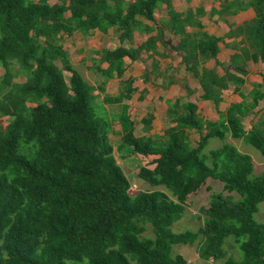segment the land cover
I'll return each instance as SVG.
<instances>
[{"label": "trees", "instance_id": "16d2710c", "mask_svg": "<svg viewBox=\"0 0 264 264\" xmlns=\"http://www.w3.org/2000/svg\"><path fill=\"white\" fill-rule=\"evenodd\" d=\"M52 1L0 0V67L5 70L0 78V264H187L174 253L179 245L196 246L205 262L264 264V224L255 219L264 202V174L256 175L251 156L232 144L206 151L211 139L225 141L230 135L264 156V120L249 132L242 123L264 99V79L218 122L204 121L195 103L178 99L168 103L174 126L163 136H138L124 103L135 91L132 80L124 81L116 96L100 101V93L108 81L124 77L126 59L134 62L142 51L155 50L153 38L137 48L122 43L131 41L136 30L152 32L144 21L153 22L169 0ZM250 8L255 18L238 31L249 45L246 59L264 62V0L239 1L221 11ZM167 10L170 19L163 25L181 37L174 49L199 80L201 97L219 103L231 83L239 92L242 77L228 69L219 76L204 67L207 59H217L219 39L199 24L198 33L186 32L196 25L194 15L176 12L169 2ZM111 28L119 31L121 44L102 50L101 62L108 67L94 66L103 78L95 87L73 67L63 36L88 37ZM231 65L246 73L238 56ZM19 75L25 82L14 81ZM104 105H121V113L111 117ZM116 119L122 126L117 147L109 138ZM152 120L151 115L143 120L148 132ZM192 130L201 133L195 146ZM150 155L159 156L153 169L138 159ZM127 158L139 163L138 179L164 190L132 195L122 167ZM208 179L220 181L228 195L211 194L198 231L174 232L187 200ZM147 225L153 237L143 236ZM230 236L239 243L240 260L227 254Z\"/></svg>", "mask_w": 264, "mask_h": 264}, {"label": "crops", "instance_id": "0c3cea01", "mask_svg": "<svg viewBox=\"0 0 264 264\" xmlns=\"http://www.w3.org/2000/svg\"><path fill=\"white\" fill-rule=\"evenodd\" d=\"M176 1H180L183 5L181 10H178L175 6L177 5ZM239 1L248 2V0H171V4L176 12L186 14L190 12L194 15L193 21L196 23L193 27H186V32L188 33H198L200 31L199 25L203 27V31L219 39V53L217 55V59H207L204 67L207 69H215L219 76H223L226 73V70H230L233 74L238 77H242L245 82L243 86L240 88L239 92H236L235 85L230 84L227 90H224L222 93V100L219 103H216L213 100H205L201 96L203 94L202 87L198 79H196L192 73L188 72L186 66L183 62V56L178 53L174 46L178 44L181 37L175 35L172 31H169L168 38H165L167 35L166 31H164L163 23L166 22L165 17L162 18L161 27L154 26L156 21L147 23L148 26L152 27L153 30L149 33L148 38L142 44L148 42L149 39H156L155 41V49L156 52L149 51L147 52L151 56L160 55L161 59L167 60L165 62V67H161V61L156 58L152 60V69L150 70L151 74L145 73L142 76L146 78L143 81L140 77L138 81L135 76L130 75L128 77H123L120 79L122 84H124L126 80H132V87L135 89L132 98L130 100H134L135 95L136 102H134L133 107L128 105V113L130 114L131 119L135 122V133L138 136H163L164 131L170 126H174L175 124L171 123V118L169 117V102H175L178 99H183L185 101L193 102L198 107V116L204 121L210 122H218L221 118L222 114H225L231 106L240 104L244 101V98L248 97L250 93L253 91L254 87L258 84H261L264 79V62L261 60H247L246 56L251 57V52H245L249 45L245 40V36L240 35L238 28L244 25L245 23H249L253 21L256 14L253 9H246L244 11H238L236 13L231 12V10L235 11L237 8L234 6L230 12L223 13L221 11L222 6L228 5H236ZM167 6V4H166ZM167 8V7H166ZM161 7L158 9L160 10ZM157 10V11H158ZM168 12V10H167ZM160 24V23H159ZM199 24V25H198ZM93 32L89 38L97 36L98 33L101 35H110V32H101V31ZM173 33V34H172ZM139 34H145L141 32ZM118 40L120 41V34L118 33ZM120 45V42H119ZM118 45V46H119ZM116 46L115 48H117ZM115 48H107V49H115ZM106 49V48H105ZM81 51V50H80ZM159 53V54H158ZM172 53V55H171ZM234 56H238L239 63L245 68L246 73L244 75L237 73L232 70L231 59ZM216 61H219L224 67L218 66ZM127 62V61H126ZM226 66V68H225ZM108 67V64H107ZM105 67V68H107ZM4 68L0 67V78L4 75ZM149 75L153 76L151 81L155 82L148 85L150 80ZM141 76V77H142ZM158 81V83H156ZM142 82L141 85L138 83ZM154 87L152 89L151 87ZM157 91V101L158 104H152L148 108H150L149 114L147 116H142L138 121L134 119L135 116L132 115L133 110H138V103L142 102L148 96L152 95L151 91ZM122 89V86L119 88V92ZM107 91V90H106ZM119 92L115 94H109L111 96H116ZM98 94V93H95ZM104 99V97H103ZM102 101V100H101ZM163 103H162V102ZM251 102V100H248ZM165 106V107H164ZM105 110L111 117L114 115L119 116L121 113V105H104ZM137 115V114H135ZM152 116L151 122V131H146V126L143 122L145 118L148 116ZM264 120V99L260 101L257 108L251 110L248 114L243 118V126L246 132H249L253 127L258 125L260 122ZM3 125L6 126L8 124V118H3ZM113 123L112 132L109 134V138L115 147L121 141V133L122 126L118 119H116ZM206 133V130L203 131V134ZM113 136L119 137L118 139H113ZM201 137V133L192 130L190 131V139L192 141V145L199 141ZM224 143H229L236 146L240 152L244 153L243 147L244 139H234L230 135H227ZM193 145V146H195ZM247 154V153H246ZM250 155V154H248ZM151 157L157 159L159 156L150 155ZM147 156V157H150ZM251 156V155H250ZM141 156H138L140 159ZM264 157V156H263ZM254 163V173L255 167L261 168V171H264V159L256 160L255 157L251 156ZM139 164L134 162L130 158H127L125 164L132 167V164ZM256 174V173H255Z\"/></svg>", "mask_w": 264, "mask_h": 264}, {"label": "rangeland", "instance_id": "374dc122", "mask_svg": "<svg viewBox=\"0 0 264 264\" xmlns=\"http://www.w3.org/2000/svg\"><path fill=\"white\" fill-rule=\"evenodd\" d=\"M34 1H38V0H34ZM170 1L171 0L168 1L169 4H171ZM55 2L56 1L54 0L51 3H55ZM167 3H163L161 5V9L156 11V13L154 14V19L156 21V24L154 26L161 27L163 17H165L168 20L170 19V16L166 8ZM176 3L177 5L175 7L178 10H181L183 8V5L180 3V1H176ZM168 20H166V22ZM144 23L148 25L147 23L150 24V21H144ZM163 28H164V31H166L167 33L165 38H168L169 31L171 32V29L167 25H165ZM109 32H110V35L104 36L98 33L97 36H94L92 38L84 37L79 32L74 33L72 36H67V35L63 36L62 43H63L64 49L69 54L70 61L73 67L82 74V76L86 79L88 83H90L91 85L95 87L100 86L103 78L99 74L95 73V70L93 69L94 66L100 65L102 68L107 67L106 62L104 63L101 62L102 50H104L105 48L106 49L115 48L116 46L119 45V42H120L118 40V36H119L118 30H116L115 28H111ZM139 33L141 32L136 30L134 32L133 39L131 41H126L122 44H124V46L126 47H134V48L139 47L140 45H142L145 39L148 38V35H149V33L145 31H144L145 34H139ZM153 50L154 49L142 51L139 59L134 62H131L129 59H126L127 71L124 76L128 77L130 75H133L136 77L138 81L140 80L138 77H140L143 81H145L146 78L142 75L145 73L151 74L150 70L152 69L153 58H156L159 61L162 60L161 67L164 68L166 64L165 62H167V60L161 59L160 55L149 57L150 54H148L147 52L153 51ZM65 75L67 78H69L70 73L65 71ZM149 77H150V80L148 82V85L151 86V84L155 82L151 81L153 79L152 75H149ZM120 79H123V78H115V79L108 81L106 84L107 91L105 90V93H100V91H96V93L98 94L100 93V98H99L100 101L103 100V97H105L108 93L115 94L119 92V88L121 86L123 89L125 88L124 87L125 83L122 84L121 83L122 81ZM25 80L26 78L23 75H19L17 78L14 79V81L18 83H23L25 82ZM141 83L142 82H139L138 84L141 85ZM156 83H158V81H156ZM151 88L154 89L153 86ZM157 91H159V88L156 89V91L155 90L151 91L152 92L151 94L154 95L153 98H152V95L148 96L149 95L148 93L147 98L137 104V106H139L138 110L132 111V115L135 116L134 119L136 121L139 122L142 116H147L149 114V111H150V108H148L149 106L155 103L158 104V101L156 100L158 96L156 95ZM136 97L137 95H135L134 100H125L124 103H128V105L133 107L134 102H136L135 100ZM98 110L101 111L103 109L100 107L98 108ZM96 111H97V108H96ZM112 137L114 140L119 138L113 135ZM244 144L245 145H243V147L241 148L243 149L244 153L250 154L251 156L255 157L257 161L264 159L263 155L260 152H258L254 147H252L250 144L245 142V140H244ZM222 145H223V141H221L220 139H211L206 148V151L217 149L221 147ZM116 156L118 157L117 153H116ZM139 160H140V165L142 166H147L152 169L155 167L154 158L151 156L150 157H140ZM119 163H122V162L120 161ZM138 166L139 164H136V163L132 164V167L126 165L125 163L122 164V167L132 184V188L130 190V193L132 195L135 193H138L139 191L154 190V189L164 190V188L162 187L152 188L151 186L146 184L144 181L138 179L137 178ZM255 173L256 175H262L264 174V171H261V168L255 167ZM214 192L216 193L224 192L223 184L218 180L208 179L206 184L198 192H196L195 194H192L189 197V199L186 202V211L184 213V216L180 221L176 222L173 225L172 227L173 231L177 233L184 232L187 230L198 231L203 226L204 219H205V216L202 213V209L207 208L209 206V203L211 200V194ZM224 194L228 195V192H224ZM255 219L259 223L264 224V202L260 203L259 211L255 214ZM143 236L153 237V232H152V228L150 225H147V230L145 231ZM225 249L227 251L228 256H232L237 260L241 259L242 253L240 251L239 243L236 240V237L230 236L226 239ZM174 253L183 255L187 259V264H223L224 262L223 260L216 261V262L214 261L205 262L201 260L198 256L196 246L179 245L174 248Z\"/></svg>", "mask_w": 264, "mask_h": 264}]
</instances>
